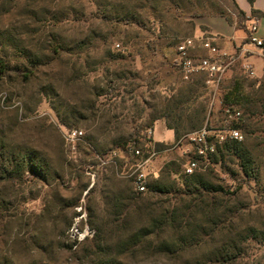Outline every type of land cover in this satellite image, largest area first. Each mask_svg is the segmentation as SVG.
I'll list each match as a JSON object with an SVG mask.
<instances>
[{
	"label": "rangeland",
	"instance_id": "rangeland-1",
	"mask_svg": "<svg viewBox=\"0 0 264 264\" xmlns=\"http://www.w3.org/2000/svg\"><path fill=\"white\" fill-rule=\"evenodd\" d=\"M197 1L0 0V264H264V116L243 133L255 174L223 145L195 172L232 195L184 186L199 130L147 167L149 186L171 193L141 195L127 177L140 159L124 149L136 141L148 157L152 118L187 85L178 45L197 18L233 17ZM196 96L206 124L231 126L206 85ZM67 128L85 134L75 152Z\"/></svg>",
	"mask_w": 264,
	"mask_h": 264
},
{
	"label": "built area",
	"instance_id": "built-area-1",
	"mask_svg": "<svg viewBox=\"0 0 264 264\" xmlns=\"http://www.w3.org/2000/svg\"><path fill=\"white\" fill-rule=\"evenodd\" d=\"M258 20L255 18L249 28L248 43L254 45L260 50L262 58L264 59V40L258 38ZM198 47L206 51L205 56H197L195 53ZM247 50L240 49L236 54L228 53L218 48L213 41V38L207 33H201L200 36L187 37L177 47L176 63L184 80H190L194 75H204L205 85L209 90L213 101H217L219 105L223 106V100L219 97L222 84L228 72L233 67L239 66L244 75L250 79L258 78L257 69L254 64L247 58ZM264 76V73H263ZM227 120L229 123L237 121L241 113L224 108ZM149 135H152V130H149ZM64 138L68 146L73 152L77 150V143L83 141L85 134L78 129H65ZM192 145L195 146L196 158L191 161L185 169L186 175H192L199 168L201 161L207 162L209 158L217 152V147L224 145L227 141H244L243 133L231 126L223 128H215L206 124L202 129L187 136ZM181 141H179L180 143ZM134 157H140L136 164L135 170L129 174L134 189L138 193H145L148 190L149 180L147 174V167L152 159L158 155L154 147L148 152V157L144 159V153L141 149L134 145H129L126 150ZM117 153H113L115 158ZM114 160V159H112ZM110 162H114V161ZM107 164L106 161L102 162Z\"/></svg>",
	"mask_w": 264,
	"mask_h": 264
},
{
	"label": "trees",
	"instance_id": "trees-1",
	"mask_svg": "<svg viewBox=\"0 0 264 264\" xmlns=\"http://www.w3.org/2000/svg\"><path fill=\"white\" fill-rule=\"evenodd\" d=\"M224 7L230 12L232 16H235L237 20V27L240 29H246V22L248 17L245 12H243L235 0H220ZM250 4H254L256 0H248ZM201 1L198 0L197 4L201 5ZM218 7V6H217ZM202 15V12H196V14ZM220 16H225L227 20L232 21L233 17H228L225 15L222 9L218 10ZM257 16L256 11L253 12ZM249 34V29H248ZM0 68L4 71L8 70L9 66H6L0 62ZM10 70V69H9ZM13 72L21 73V76H27L30 74L27 70L22 69H12ZM240 75L232 79L229 86L225 88L224 94L219 97L223 100L222 109L230 107V109L238 111L241 116L237 121L231 123V127L240 130L247 137H250L255 133L256 123L253 122L254 117L257 115L264 116V78L250 79L244 75L240 68ZM204 88L205 84L202 81L196 82L193 78L187 81V85L183 92L179 95L173 96L169 99L168 105L165 107L162 114L157 115L152 118V122L162 118L165 119L167 126L173 129L175 132V142H178L183 135L191 133L193 131L200 130L207 122V108L202 105L201 110L191 111V106L194 104L197 98V93L200 88ZM153 126V124H152ZM152 129V127H150ZM243 134V135H244ZM248 140V139H247ZM151 147L147 150L149 152L152 147L156 150H163L166 145L161 143H153L151 140ZM136 148H140L138 143L134 141L132 143ZM128 147V146H127ZM127 147L124 152L129 158L140 159V157H134L128 153ZM219 153L221 156L234 155L239 159V165L242 172L247 176H252L255 174V163L250 149L248 148V143L246 140L243 142L238 141H227L223 147L219 148ZM190 176V179L186 180L184 186L186 188H194L199 190V188L205 191H213L219 193L223 196L232 195V192L225 190L222 186H211L207 187L201 176L195 173ZM173 190L169 185H165L161 180H157L153 185L148 186L147 192L152 194H165L171 193ZM143 195L144 193H140ZM106 261L100 264H107Z\"/></svg>",
	"mask_w": 264,
	"mask_h": 264
},
{
	"label": "crops",
	"instance_id": "crops-1",
	"mask_svg": "<svg viewBox=\"0 0 264 264\" xmlns=\"http://www.w3.org/2000/svg\"><path fill=\"white\" fill-rule=\"evenodd\" d=\"M235 1L248 17L246 29L237 27L235 16H233L232 21L227 20L225 16H208L197 18L192 30V36H200L201 33H207L213 38L214 44L218 48L228 53L236 54L240 49L247 50V58L256 67L258 78H264V59L261 52L254 45L249 44L247 39L248 29L252 25L253 20L257 18V36L264 40V0H256L253 5L248 0ZM254 11H256L257 16L253 14ZM202 27H205V30ZM195 53L199 56L206 55V51L200 47ZM169 98L171 99L172 95ZM150 130H152L151 139L154 144H168L175 141V132L167 126L165 119L159 118L155 120Z\"/></svg>",
	"mask_w": 264,
	"mask_h": 264
}]
</instances>
